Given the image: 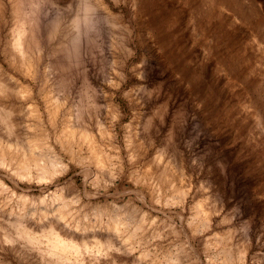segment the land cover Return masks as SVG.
I'll use <instances>...</instances> for the list:
<instances>
[{
    "label": "clouds",
    "instance_id": "clouds-1",
    "mask_svg": "<svg viewBox=\"0 0 264 264\" xmlns=\"http://www.w3.org/2000/svg\"><path fill=\"white\" fill-rule=\"evenodd\" d=\"M0 264H264V0H0Z\"/></svg>",
    "mask_w": 264,
    "mask_h": 264
}]
</instances>
